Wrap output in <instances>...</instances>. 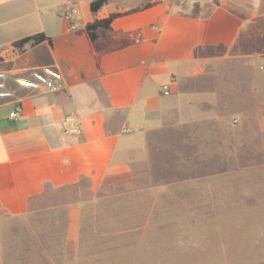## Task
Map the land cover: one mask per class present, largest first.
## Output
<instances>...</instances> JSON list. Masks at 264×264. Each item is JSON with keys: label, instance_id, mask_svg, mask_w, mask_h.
<instances>
[{"label": "crops", "instance_id": "crops-1", "mask_svg": "<svg viewBox=\"0 0 264 264\" xmlns=\"http://www.w3.org/2000/svg\"><path fill=\"white\" fill-rule=\"evenodd\" d=\"M92 1L0 0V69L15 89L13 99H0V248L5 224L31 211L49 190L78 191L83 180L98 190L128 171L142 158L151 131L205 120L220 125L223 118L213 117L220 113L209 111L221 109L223 91L198 87L197 79L222 60L253 55L243 52L255 20L261 15L264 21V0H109L97 12ZM71 6L80 9L76 29L64 16ZM133 9L98 31L100 57L78 32L116 10ZM38 32L52 44L13 46ZM42 65L61 71L57 91L18 85L17 77ZM165 84L170 95L162 92ZM260 94L264 105V85ZM18 103L23 111L13 117ZM82 204L70 203L75 233Z\"/></svg>", "mask_w": 264, "mask_h": 264}, {"label": "rangeland", "instance_id": "rangeland-1", "mask_svg": "<svg viewBox=\"0 0 264 264\" xmlns=\"http://www.w3.org/2000/svg\"><path fill=\"white\" fill-rule=\"evenodd\" d=\"M258 17L243 52L253 55L222 60L197 79L198 87L223 91L221 109L209 111L220 113L212 114L220 125L155 129L142 158L104 188L90 190L83 180L78 191L49 190L5 224L0 264H264ZM74 202L83 203L76 233L69 229Z\"/></svg>", "mask_w": 264, "mask_h": 264}, {"label": "built area", "instance_id": "built-area-1", "mask_svg": "<svg viewBox=\"0 0 264 264\" xmlns=\"http://www.w3.org/2000/svg\"><path fill=\"white\" fill-rule=\"evenodd\" d=\"M180 3L185 4L188 0H179ZM80 15V9L76 6H71L64 13L65 18L69 21L71 29L77 28L76 20ZM62 79L61 71L52 65H42L35 67L28 71L22 77H17L16 81L20 87L26 89H48L57 91L60 87ZM9 73L6 70L0 69V99H13L15 97V89L8 84ZM162 92L165 95L171 94V89L168 84L162 86ZM21 103L16 104L10 115L13 117L20 116L22 113ZM237 120V119H236Z\"/></svg>", "mask_w": 264, "mask_h": 264}, {"label": "trees", "instance_id": "trees-1", "mask_svg": "<svg viewBox=\"0 0 264 264\" xmlns=\"http://www.w3.org/2000/svg\"><path fill=\"white\" fill-rule=\"evenodd\" d=\"M109 0H93L90 4V8L92 12H97L106 2ZM137 9L133 10H116L112 12L108 17L101 18V19H95L91 22H88L85 27L78 32L83 33L87 36L90 43L95 46L97 56L100 57L102 54V51L96 46L97 39L99 37L98 31L100 29H109L111 26V22L114 18L127 14L129 12L135 11ZM123 35L119 36L122 37ZM30 43L31 45L35 46L41 43H48L49 45L52 44V38L48 35H46L44 32H38L32 35H28L26 37H23L21 39H18L13 42V46L19 50H23L25 45ZM108 49V48H104ZM4 57L0 56V61L3 60Z\"/></svg>", "mask_w": 264, "mask_h": 264}]
</instances>
